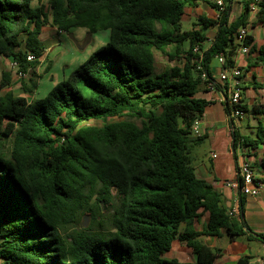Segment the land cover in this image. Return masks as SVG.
<instances>
[{
    "label": "trees",
    "instance_id": "16d2710c",
    "mask_svg": "<svg viewBox=\"0 0 264 264\" xmlns=\"http://www.w3.org/2000/svg\"><path fill=\"white\" fill-rule=\"evenodd\" d=\"M253 1L231 20L234 0H223L221 10L214 0H47L49 11L33 0H0V59L16 61L23 72L43 56L47 24L67 33L110 30L105 46L42 97H28L39 87L34 71L30 82L22 80L23 95L1 94L10 74L0 80L2 264H216L222 250L204 236L225 230L230 239L251 237L241 183L240 212L231 215L222 193L197 176L191 150L200 137L191 128L209 103L197 97L209 82L202 73L213 81L221 53L225 66L235 65V35L247 25ZM201 2L217 17L200 15L195 27L184 28L186 8ZM256 15L264 23V0ZM251 44L248 35L244 45ZM155 51L174 65L156 72ZM259 53L264 64V44ZM233 108L227 98L229 116ZM257 109L264 115V105ZM94 120L102 124L88 123ZM234 139L235 146L258 149L264 125L254 135L236 127ZM201 210L210 217L197 231ZM86 214L91 223L82 227ZM176 239L193 250L195 262L164 257ZM236 264L253 263L244 256Z\"/></svg>",
    "mask_w": 264,
    "mask_h": 264
},
{
    "label": "crops",
    "instance_id": "0c3cea01",
    "mask_svg": "<svg viewBox=\"0 0 264 264\" xmlns=\"http://www.w3.org/2000/svg\"><path fill=\"white\" fill-rule=\"evenodd\" d=\"M245 1L247 0H234L230 12L231 20H235L240 15ZM32 3L34 6L44 4L46 11H49L47 0H33ZM238 5L240 8H238ZM203 8H206L207 12H204ZM256 11L250 10L246 25L248 35L252 39L251 45L255 48L250 46L251 49L248 52H242L240 43L235 41L238 46L235 55V65L240 66L244 70L241 104L247 106L251 112L245 113L242 116V120L237 116L231 119L226 110L227 95L221 85L212 90L205 85L197 92V97L209 102L205 107L204 115L200 122V136H198L200 140L193 144L191 150L192 163L197 176L218 189L223 195V201L227 206L233 208L238 205V166L243 159L247 158L250 160L254 174L262 183L260 193L257 196L245 197L243 219L253 231L251 237L243 235L230 239L225 230H222L220 236L209 235L203 237L204 242L208 246L222 250L216 258V264H236L244 256H248L253 264H257L264 251V238L256 235L264 234V165H262L264 146L249 150L248 147L243 146L240 142H238L237 146L234 145V129L236 127L237 129L240 128V131L244 134L254 135V131H252L253 133H248L244 130L243 118L246 115H249L246 125L249 128L255 127V129H258L261 123L264 125V115L252 111L254 109L257 111V107L264 105V64L257 60L260 54L259 48L264 44V23L259 21ZM191 14L196 16L195 19L193 18L192 27H195L193 23L197 21L200 15H206L210 18H216L218 15L216 9L206 2H201L196 7L186 8L182 20ZM48 30L56 32L59 37L62 36V32H58L55 26L45 25L40 36L45 44L43 55H47V50L50 49L48 38L43 39V33ZM215 31L216 28L214 27L208 30L207 36L209 39L207 46H210L215 36ZM6 59L11 62L10 58L6 57ZM211 71L213 81L219 83L221 65L218 61H215ZM33 93L28 97L32 98ZM23 94L22 90L19 95ZM251 118L255 124L250 123ZM200 212L199 219L194 223L197 231L203 230L210 217L209 211L201 210ZM164 257L177 259L182 262H195L197 260L193 250L178 239L172 242L171 249L165 253ZM2 263L3 261L0 259V264Z\"/></svg>",
    "mask_w": 264,
    "mask_h": 264
},
{
    "label": "rangeland",
    "instance_id": "374dc122",
    "mask_svg": "<svg viewBox=\"0 0 264 264\" xmlns=\"http://www.w3.org/2000/svg\"><path fill=\"white\" fill-rule=\"evenodd\" d=\"M238 8L240 6L238 5ZM195 11V10H194ZM204 12H207L206 8H203ZM196 13V12H195ZM196 16L190 15L186 16L182 20V25L186 29L192 28V21ZM194 18V19H193ZM73 34V37L71 36ZM90 35V37H89ZM110 37V30H102L96 33H90L86 28L78 27L73 28L71 32H62V36H57L54 31H45L43 33V39L48 38L50 49L47 50V55H43L39 58V63L35 68L29 69L24 78H19L16 74V69L12 67L11 62L4 57L0 60V73L2 79L3 75L6 73L10 74L11 85L1 89V94H4L8 89L19 94L22 91V80L30 82V77L32 72H35L34 78L38 82V89L33 93L32 98H38L44 96L57 82L64 79V76H68L75 68H77L81 63H83L93 52L99 51L103 46H105ZM41 59V60H40ZM155 71L161 72L167 67L174 65V62H170L167 56L160 52L155 51ZM41 61V62H40ZM176 63V62H175ZM246 115L243 118V123L245 124L244 130L248 133H256L255 127L249 128L247 125L248 117ZM129 117H122L125 119ZM138 125H141V119L131 118ZM262 119V118H260ZM89 124L101 125V121H89ZM251 124H255L254 120L251 118ZM84 217H82L81 225L83 223ZM91 223V217L88 218V225ZM83 227V225H82ZM169 258V257H167Z\"/></svg>",
    "mask_w": 264,
    "mask_h": 264
},
{
    "label": "built area",
    "instance_id": "2783aa9c",
    "mask_svg": "<svg viewBox=\"0 0 264 264\" xmlns=\"http://www.w3.org/2000/svg\"><path fill=\"white\" fill-rule=\"evenodd\" d=\"M259 0H254L250 8L253 11L257 10V2ZM217 4L220 7V10L223 9L224 2L223 0H217ZM248 36L247 26L240 27L238 29L237 34L235 35V41L240 43V49L242 52H248L250 49V46L244 45V40ZM35 56L31 53L28 54V60H34ZM217 61L221 65V72L219 75V83L216 81H211L208 79V76L206 72L202 73V78L204 80H208V84L206 86L209 89H215L217 88L216 85H221L224 89L225 94L227 95V98L229 102L233 105L232 114L230 117L234 116H243L244 112L240 108L241 104V96L243 92V76L244 72L242 68L238 65H234L233 67H227L225 66V57L224 54L221 53L217 56ZM11 65L13 68L16 69V74L19 78H24L26 76L27 72H23L19 70V64L16 61H11ZM202 119V118H201ZM201 119H197L193 125H192V133L194 136L198 137L200 136V122ZM216 156V154H214ZM238 182L237 186L239 187L241 183V190L246 196H257L260 193V189L262 186V183L258 177L254 174L251 162L249 159L245 158L243 159L239 166H238ZM240 212L239 208V199H238V205L235 208H232L230 211L231 215H238ZM257 264H264V251L263 255L260 257Z\"/></svg>",
    "mask_w": 264,
    "mask_h": 264
},
{
    "label": "water",
    "instance_id": "95a60500",
    "mask_svg": "<svg viewBox=\"0 0 264 264\" xmlns=\"http://www.w3.org/2000/svg\"><path fill=\"white\" fill-rule=\"evenodd\" d=\"M71 36L73 37V34H71ZM89 37H90V35H89ZM83 217H84V220H83L82 225H83V227H87V225H88V218H89V215L86 214V215H84Z\"/></svg>",
    "mask_w": 264,
    "mask_h": 264
}]
</instances>
